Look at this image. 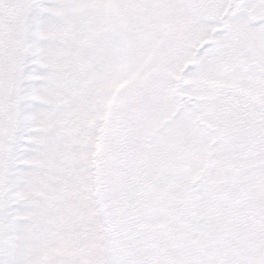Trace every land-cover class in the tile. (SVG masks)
<instances>
[{
    "label": "snow or ice",
    "instance_id": "1",
    "mask_svg": "<svg viewBox=\"0 0 264 264\" xmlns=\"http://www.w3.org/2000/svg\"><path fill=\"white\" fill-rule=\"evenodd\" d=\"M0 264H264V0H0Z\"/></svg>",
    "mask_w": 264,
    "mask_h": 264
}]
</instances>
